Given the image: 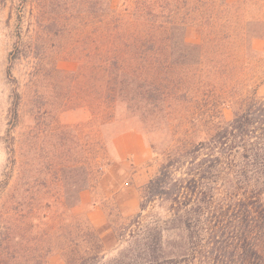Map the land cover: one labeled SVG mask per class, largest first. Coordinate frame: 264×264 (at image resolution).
<instances>
[{
    "label": "trees",
    "instance_id": "16d2710c",
    "mask_svg": "<svg viewBox=\"0 0 264 264\" xmlns=\"http://www.w3.org/2000/svg\"><path fill=\"white\" fill-rule=\"evenodd\" d=\"M102 6L86 55L93 116L107 123L119 109L149 116L164 123L169 139L152 144L154 152L165 147V157L128 222L108 232L76 212L72 239L60 237L57 254L64 264H264V97L257 93L264 55L252 43L264 29V0ZM259 64L249 77V66ZM226 96L231 119L222 114ZM98 158L91 172L103 175ZM7 185L8 175L0 181V264H49L40 249L25 246L24 254L17 235L8 238ZM29 216L26 242L38 245L37 217Z\"/></svg>",
    "mask_w": 264,
    "mask_h": 264
},
{
    "label": "rangeland",
    "instance_id": "374dc122",
    "mask_svg": "<svg viewBox=\"0 0 264 264\" xmlns=\"http://www.w3.org/2000/svg\"><path fill=\"white\" fill-rule=\"evenodd\" d=\"M102 2L0 0V181L8 175L5 226L8 238L17 235L24 254L31 245L47 254L49 264H64L57 254L59 240L72 239L76 212L108 232L128 222L138 211L143 186L165 157V147L154 152L152 144L169 139L164 123L149 116L136 119L123 109L109 123L93 116V79L86 55L94 35L92 20L103 18ZM252 43L262 57L264 29ZM262 69V64L250 65L247 72L255 77ZM257 93L264 97V84ZM228 97L222 105L224 119L232 118L235 107ZM95 142L104 146L102 152ZM94 155L99 156L103 175L91 172ZM31 214L37 217L34 234H39L30 236L37 237L38 245L26 242ZM41 234L44 241L38 239Z\"/></svg>",
    "mask_w": 264,
    "mask_h": 264
}]
</instances>
